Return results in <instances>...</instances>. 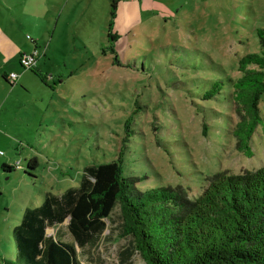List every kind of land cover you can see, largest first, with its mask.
Returning <instances> with one entry per match:
<instances>
[{"label":"rangeland","instance_id":"374dc122","mask_svg":"<svg viewBox=\"0 0 264 264\" xmlns=\"http://www.w3.org/2000/svg\"><path fill=\"white\" fill-rule=\"evenodd\" d=\"M259 28L264 0H0V264L16 261L12 231L26 208L121 149L138 190L181 186L190 199L216 172L263 166L264 94L252 157L235 148L230 99L239 59L261 50ZM121 215L116 204L103 231L76 245L81 264H146L119 236ZM68 221L45 235L75 244Z\"/></svg>","mask_w":264,"mask_h":264},{"label":"trees","instance_id":"16d2710c","mask_svg":"<svg viewBox=\"0 0 264 264\" xmlns=\"http://www.w3.org/2000/svg\"><path fill=\"white\" fill-rule=\"evenodd\" d=\"M116 4L110 14V41L117 38L110 32ZM257 36L260 52L239 59L241 76L231 82L238 117L231 133L236 150L247 157L253 155L250 140L262 121L258 104L264 94V28L257 29ZM109 49L114 53L113 45ZM1 77L10 82L8 75ZM201 133L207 134L205 123ZM122 154L121 149L117 160L86 167L77 187L60 195L47 193L39 206L26 208L12 231L16 261L4 264H81L76 245L83 247L103 231V219L116 204L122 214L119 236L132 240L146 264H264V165L238 174L216 172L190 199L181 186L138 190V179L122 174ZM31 161L36 162L31 159L28 167ZM66 217L75 244L45 235L47 227Z\"/></svg>","mask_w":264,"mask_h":264},{"label":"built area","instance_id":"2783aa9c","mask_svg":"<svg viewBox=\"0 0 264 264\" xmlns=\"http://www.w3.org/2000/svg\"><path fill=\"white\" fill-rule=\"evenodd\" d=\"M20 64L21 66L24 67H28V68H32V65H34L33 60L31 57H24L22 56L20 59ZM8 79L11 83H15L16 79H17V75L14 73H11L10 75H8ZM0 155H3V151L0 150Z\"/></svg>","mask_w":264,"mask_h":264},{"label":"crops","instance_id":"0c3cea01","mask_svg":"<svg viewBox=\"0 0 264 264\" xmlns=\"http://www.w3.org/2000/svg\"><path fill=\"white\" fill-rule=\"evenodd\" d=\"M2 74H5V75H9V74H7V72L3 69V72H2ZM1 74V75H2ZM11 74V73H10ZM17 80V79H16ZM15 84V83H14Z\"/></svg>","mask_w":264,"mask_h":264},{"label":"water","instance_id":"95a60500","mask_svg":"<svg viewBox=\"0 0 264 264\" xmlns=\"http://www.w3.org/2000/svg\"><path fill=\"white\" fill-rule=\"evenodd\" d=\"M66 218H67V217H66ZM66 218H65V219H66Z\"/></svg>","mask_w":264,"mask_h":264}]
</instances>
